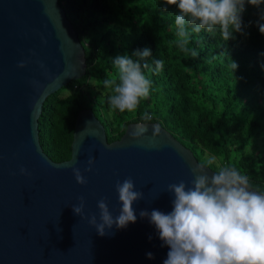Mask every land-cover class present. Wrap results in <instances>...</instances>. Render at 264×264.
<instances>
[{"label": "water", "instance_id": "obj_1", "mask_svg": "<svg viewBox=\"0 0 264 264\" xmlns=\"http://www.w3.org/2000/svg\"><path fill=\"white\" fill-rule=\"evenodd\" d=\"M86 66L83 44L59 0H0V264H163L167 258L169 247L139 213L170 212L174 195L167 186L190 182L191 168L201 162L164 126L145 122L147 137L153 124L161 130L150 143L130 136L140 123L130 122L108 142L104 125L83 108L75 118L71 157L54 161L43 151L38 119L45 99L84 76ZM90 157L95 162L85 171ZM73 167L87 183H77ZM129 177L143 192L132 205L137 220L101 236L89 222L93 215L100 222L97 202L106 198L112 215H119L115 185ZM80 197L84 208L77 215L72 206Z\"/></svg>", "mask_w": 264, "mask_h": 264}, {"label": "trees", "instance_id": "obj_2", "mask_svg": "<svg viewBox=\"0 0 264 264\" xmlns=\"http://www.w3.org/2000/svg\"><path fill=\"white\" fill-rule=\"evenodd\" d=\"M59 1L83 44L87 66L84 76L43 103L39 140L52 160L71 157L75 118L81 109H92L108 142L148 112L153 119L147 122H159L199 162L205 153L215 155L264 191V34L257 23H264V3L259 7L246 3L242 32L227 42L219 31L193 33L189 47L199 54L191 57L174 43L176 5L165 8L164 0ZM145 47L152 51L150 65L154 59L165 61L159 73L143 69L152 81L149 96L134 114L111 110L103 81L115 75L113 58ZM232 61L238 65L235 70Z\"/></svg>", "mask_w": 264, "mask_h": 264}, {"label": "clouds", "instance_id": "obj_3", "mask_svg": "<svg viewBox=\"0 0 264 264\" xmlns=\"http://www.w3.org/2000/svg\"><path fill=\"white\" fill-rule=\"evenodd\" d=\"M246 3L259 7L264 0H164L165 8L168 5L178 7L174 16L176 48L185 55L196 57L198 51L189 45L192 34L202 30L209 34L219 31L226 42L234 38L235 33L242 32ZM261 19L264 20V13ZM257 23L264 34V23ZM151 56V49L145 47L135 49L131 55L118 54L113 58L115 75L103 81L110 92L111 110L134 114L141 101L149 96L152 81L143 69L159 73L165 64L163 59H154L150 65L148 58ZM25 64L21 61L18 67L23 68ZM40 66L44 67L42 63ZM231 67L235 70L238 65L232 61ZM32 83L39 84L38 81ZM140 119L130 136L135 140L155 141L161 131L159 126L153 124L151 137H147L145 123L153 116L144 112ZM94 162V157H90L85 171H91ZM208 169L214 174L209 175ZM72 171L77 183H87L78 167H73ZM20 172L28 174L25 168ZM191 172L194 178L187 184L181 180L167 186V192L174 195L170 212L153 209L139 213L155 226L162 246L169 247L163 264H264V191L253 190L246 174L231 164L220 163L215 155L205 153L203 163L196 164ZM115 189L121 203L119 215L114 217L106 198H101L97 202L100 222L97 223L95 215L89 221L101 236L107 234L106 228L111 229L113 225L126 228L137 220L132 205L143 198V192L135 190L131 177L122 182L117 180ZM79 199L80 204L72 208L75 214L82 215L84 197ZM146 255L153 258L151 252Z\"/></svg>", "mask_w": 264, "mask_h": 264}, {"label": "rangeland", "instance_id": "obj_4", "mask_svg": "<svg viewBox=\"0 0 264 264\" xmlns=\"http://www.w3.org/2000/svg\"><path fill=\"white\" fill-rule=\"evenodd\" d=\"M64 91H67V89H64Z\"/></svg>", "mask_w": 264, "mask_h": 264}]
</instances>
